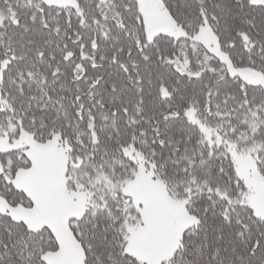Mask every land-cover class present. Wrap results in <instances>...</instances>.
Listing matches in <instances>:
<instances>
[{
  "label": "snow or ice",
  "instance_id": "1",
  "mask_svg": "<svg viewBox=\"0 0 264 264\" xmlns=\"http://www.w3.org/2000/svg\"><path fill=\"white\" fill-rule=\"evenodd\" d=\"M0 264H264V0H0Z\"/></svg>",
  "mask_w": 264,
  "mask_h": 264
}]
</instances>
